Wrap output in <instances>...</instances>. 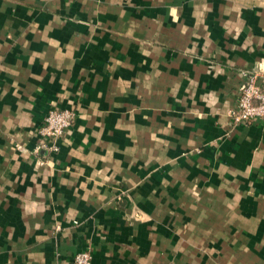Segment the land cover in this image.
I'll return each mask as SVG.
<instances>
[{"label": "crops", "instance_id": "1", "mask_svg": "<svg viewBox=\"0 0 264 264\" xmlns=\"http://www.w3.org/2000/svg\"><path fill=\"white\" fill-rule=\"evenodd\" d=\"M192 1L174 12L204 21L199 48L189 16L148 44L131 0H0V264H264V123L227 115L262 56L264 0ZM138 44L155 53L133 58ZM136 59L185 102L133 89ZM197 84L210 103L191 100ZM52 107L74 125L37 150Z\"/></svg>", "mask_w": 264, "mask_h": 264}, {"label": "rangeland", "instance_id": "2", "mask_svg": "<svg viewBox=\"0 0 264 264\" xmlns=\"http://www.w3.org/2000/svg\"><path fill=\"white\" fill-rule=\"evenodd\" d=\"M115 2H117V4H120V3H123V0H115ZM188 2H189V0H131V5H132L131 9H132V12L138 16L137 21L140 17H144V19L146 17V19L148 21V26H149V27H147L149 29V35H148L149 42H148V44H151L152 42L154 44L157 43V39H158V41L160 40V42H161V40H163V42L166 41V42L170 43L172 41V38H173V32L170 29V27L172 26V22L173 21L176 22L177 18H179V16H180V19L185 18V16L186 17L189 16L190 18H192V23L189 24V27L195 28V32L193 33V37L195 39V42L199 43L197 48L201 47L202 42H204L205 32L209 33V31L207 29L205 31L203 29V26L200 25V23L204 22V21L203 20L199 21V20L195 19V17H193V14H191V15H186V14L178 15L177 13L174 12L177 10V8L179 6V5L177 6V4H180L181 6H183V5L186 6L188 4ZM202 3H203V0L192 1V4H195V5H201ZM214 17H215V15H213V18ZM217 18H218V15H217ZM157 21L160 23V26H159L158 30L156 31V27L153 28V25ZM212 29H214V27ZM7 32H9V31H6V33ZM185 33H186V30H185ZM214 34H215V31H212L210 34L212 38L214 37ZM216 34H218V33H216ZM186 36L187 35L184 34V37H186ZM138 37H139V31H137L136 33L133 34V38L137 39ZM180 37L181 38L183 37L182 33H180ZM150 46L146 47V46H143L141 44L133 45L131 48L133 58H135V57L138 58V55L140 54V52L142 53L143 51H146V50H148V54L155 53L153 50L154 45H150ZM163 48H165L164 53H169V52L173 53V51H171L172 50L171 47L164 46ZM186 50L188 51V47L181 45V46H179L178 53H181V55H188ZM211 51L212 52H210V53L220 54L221 48L217 47L216 45L211 46ZM261 55H262L261 58L257 61L255 66L250 71L243 72V74L245 75V78H244L245 81L239 87V92H238L237 100L235 103V107L229 109L227 112L228 118H230L231 124H233L232 126H234V127H236V125H234L232 120H233L234 112L237 109V102H238L239 95L241 93V89H242L243 85H245L246 83L249 84L251 81H253L255 84L261 85L260 86L261 89L264 90V48L261 49ZM149 64H151V65H148L149 67L155 66L154 63H149ZM127 65L131 66L130 77L132 78L131 86L133 89L143 90L144 85H147L146 87H149V88H155L156 83H160L159 84L160 87L163 86L169 94L175 95V97H177V99L174 100L177 103H184L187 95H189L191 93V90L188 93L186 90L176 91L175 86L173 85V82L171 81L170 73L165 72V73H163L164 75H160L162 73H160V71L157 72L154 69V67L148 68L147 70L142 69L140 71L138 59L133 60L131 63H127ZM178 79L186 80L183 77H179V78H176L174 80H178ZM222 80H225V78H222ZM217 81H218L217 78L212 79L211 80L212 85L214 86V83H216ZM145 82H147V84ZM181 92H184V93H181ZM224 93H227L226 89L224 90ZM192 96L194 99L191 97V100L195 101V103L197 105L208 104V103H210V101H212V98H214V94H213L212 90H211V93L206 94L204 92L202 86L199 87L198 84H197V87L195 89H193ZM52 109H58V108L52 107L48 111V113ZM15 150H20V151L23 150L24 151V147L21 145H17L15 147ZM263 193L264 192H262L260 195H262ZM120 196L124 197L125 194L121 193ZM84 252L90 253V251H84ZM81 253H83V252H81Z\"/></svg>", "mask_w": 264, "mask_h": 264}, {"label": "built area", "instance_id": "3", "mask_svg": "<svg viewBox=\"0 0 264 264\" xmlns=\"http://www.w3.org/2000/svg\"><path fill=\"white\" fill-rule=\"evenodd\" d=\"M260 86L253 81L243 85L232 120L234 125L264 123V90ZM75 119L76 114L70 109H52L38 129L42 142L36 149L57 152L59 141L71 130ZM74 261L75 264H92V257L83 252L77 254Z\"/></svg>", "mask_w": 264, "mask_h": 264}]
</instances>
